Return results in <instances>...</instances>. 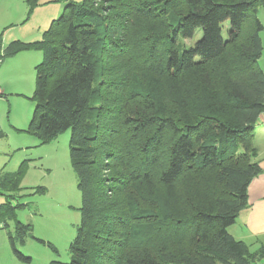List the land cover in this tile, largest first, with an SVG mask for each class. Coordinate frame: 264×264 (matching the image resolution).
<instances>
[{
    "label": "trees",
    "instance_id": "trees-1",
    "mask_svg": "<svg viewBox=\"0 0 264 264\" xmlns=\"http://www.w3.org/2000/svg\"><path fill=\"white\" fill-rule=\"evenodd\" d=\"M22 1L30 12L41 2ZM107 2H67L41 40L0 51L42 54L27 132L46 145L70 131L81 224L71 261L50 264H256L264 252L228 228L262 173L264 0ZM27 169L1 170V190H22ZM17 206L7 199L0 223L15 221L14 253L30 263L15 247L33 230Z\"/></svg>",
    "mask_w": 264,
    "mask_h": 264
},
{
    "label": "rangeland",
    "instance_id": "rangeland-1",
    "mask_svg": "<svg viewBox=\"0 0 264 264\" xmlns=\"http://www.w3.org/2000/svg\"><path fill=\"white\" fill-rule=\"evenodd\" d=\"M67 2L80 3L82 0H41L32 12L22 0H0V27H3L0 28V48L5 36L12 37L13 41L41 40L52 21L63 14ZM98 2L108 5L107 0H98ZM260 12L259 16L264 19L263 9ZM226 35L225 29L223 36L226 38ZM260 36L264 42V32ZM201 38L202 30L197 29L192 39H180L179 47L181 50L188 49ZM34 52L36 53H32L34 54L32 56L33 58L38 56L35 57L38 58L37 62L33 60L30 68L25 65L24 73L20 76L9 73L11 77L3 81L10 86L4 91L6 96H2L6 102H0L2 133L0 171L14 173L24 161L28 163V169L21 183L22 190L5 192L0 188V206L8 199L15 206L18 205V208L23 207L18 212V220L33 228L26 239L28 243L23 244L25 246H22L18 239L15 242L18 245L16 249L33 260V263L24 262L25 264H50L51 258L52 261L69 263L72 259L70 245L81 224L79 210L82 199L78 190V179L70 160V131L59 135L46 145L41 144L36 136L27 132L35 109L33 101L36 89L35 68L42 60L41 52ZM7 60L9 59H5V62ZM259 65L264 70V54ZM263 128L262 122L255 127L254 140L257 138L259 145H262L259 138L264 134ZM41 189L45 192H41ZM37 191L40 192L34 194ZM13 221L7 219L15 238V221ZM1 226L3 227L4 224ZM4 236L6 230L0 233V264L5 261V254L11 258V253L14 251L11 243H9L10 249L5 248L6 245L2 242Z\"/></svg>",
    "mask_w": 264,
    "mask_h": 264
},
{
    "label": "crops",
    "instance_id": "crops-1",
    "mask_svg": "<svg viewBox=\"0 0 264 264\" xmlns=\"http://www.w3.org/2000/svg\"><path fill=\"white\" fill-rule=\"evenodd\" d=\"M260 10L258 13V17H259L260 21L262 22V24L264 25V19L259 16V14L261 13ZM263 13H264V10H263ZM2 26H4V25H2ZM0 28L2 29L3 27H0ZM1 29H0V31H1ZM13 40H12V37L6 38V36H5L2 40L3 44L1 46V48L4 46H7ZM263 46H264V42H263ZM1 48H0V51H1ZM32 53H36V52L25 51V52L19 53L18 55L14 56L12 58H8L9 60H7V62H5V59H4V61H3L4 65L2 64V66L0 68V75H2V78L0 79V91L2 94V95H0V102H2V103L6 102V100L2 96L3 95L6 96L4 91H7L8 86H10V85H6V82L4 83L3 81L6 80L7 78L11 77L9 75V73L14 74L15 76H20L24 73L23 69L25 68V65L29 66V68H30V66L33 63V60H35L37 62L38 58H35V57H38V56H35L33 58L32 55H34V54H32ZM263 54H264V50H263ZM36 62H35V64H36ZM259 122L264 123V114L261 115ZM262 127L263 126H261V128ZM1 138H2V136L0 135V139ZM255 140H254V145H255V148L257 150V156L255 157V161L258 162L260 167L262 168V173L259 176H257L255 179H253V181L251 182V184L248 188L249 208L243 214H241V216L236 220V223L234 225H232L231 227L228 228V231L238 241L245 243L249 247L251 253L259 254V253L264 252V134L261 135L259 138L262 145H259L257 143V140L256 141ZM2 224L5 225V228L1 227ZM14 225H15L14 226V233L16 235V223L15 222H14ZM5 230H6V236H4V238L2 239V242L5 243L6 249H10L9 248V243H11L10 238L11 237L14 238V236L12 235V231H10V227H9V224L7 223V220H6V222L0 223V233H2ZM16 241H17V239L14 240V242H16ZM27 243H28V241L26 242V244ZM21 245L25 246L23 244H21ZM11 247L13 249L12 244H11ZM15 247H18V245L16 243H15ZM13 252L11 253V258H9L7 256V254H5V256H4L5 261H2V263L3 262H5V264H25V263H27V262L24 263L23 261H21ZM52 260H53V258L50 259L49 263ZM30 262L33 263V260L31 259Z\"/></svg>",
    "mask_w": 264,
    "mask_h": 264
},
{
    "label": "built area",
    "instance_id": "built-area-1",
    "mask_svg": "<svg viewBox=\"0 0 264 264\" xmlns=\"http://www.w3.org/2000/svg\"><path fill=\"white\" fill-rule=\"evenodd\" d=\"M3 61H4L3 56L0 55V68H1V66H2ZM0 95H2V94H1V91H0ZM1 227H2V226H1ZM256 264H264V258L260 259Z\"/></svg>",
    "mask_w": 264,
    "mask_h": 264
}]
</instances>
